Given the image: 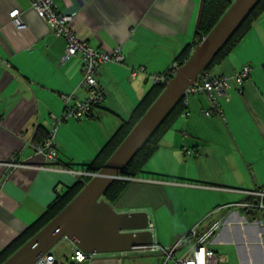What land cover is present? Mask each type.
Here are the masks:
<instances>
[{
    "label": "crops",
    "instance_id": "crops-1",
    "mask_svg": "<svg viewBox=\"0 0 264 264\" xmlns=\"http://www.w3.org/2000/svg\"><path fill=\"white\" fill-rule=\"evenodd\" d=\"M202 1L54 0L56 9L72 14L70 24L79 37L100 50L121 46L124 54L123 61L98 69L106 97L95 113L60 124L54 161L33 144L46 137L52 116L64 110L63 94L85 97L82 59H63L65 38L53 32L30 0H0V253L73 198L87 180L76 170L91 168L110 136L155 101L161 91L156 93L154 74L181 63L178 56L191 54L197 44ZM18 8L24 27L10 17ZM245 63L252 69L243 91L231 78L229 96L220 97L222 113L205 114L211 107L207 94H190L183 110L170 114L157 149L138 175L130 176L109 202L118 211H146L154 241L164 246L194 227L203 234L217 225L220 233L209 241L220 245L207 241L215 251L223 253L220 248L235 243L239 259L242 254L248 264H264V209L234 205L260 201L257 191L264 188V11L207 71L232 76ZM74 246L63 238L51 252L67 259ZM131 250L93 253L71 264L164 262L161 251ZM226 255L221 264L228 263Z\"/></svg>",
    "mask_w": 264,
    "mask_h": 264
},
{
    "label": "water",
    "instance_id": "water-1",
    "mask_svg": "<svg viewBox=\"0 0 264 264\" xmlns=\"http://www.w3.org/2000/svg\"><path fill=\"white\" fill-rule=\"evenodd\" d=\"M258 1L233 0L103 165L51 220L1 264H34L63 238L90 253L125 252L153 244L148 213L118 211L104 194Z\"/></svg>",
    "mask_w": 264,
    "mask_h": 264
},
{
    "label": "built area",
    "instance_id": "built-area-1",
    "mask_svg": "<svg viewBox=\"0 0 264 264\" xmlns=\"http://www.w3.org/2000/svg\"><path fill=\"white\" fill-rule=\"evenodd\" d=\"M30 2L34 11L48 23L53 32L65 38L63 59H67L71 56H79L82 59L81 86L85 89V97L77 98L74 92L63 94L64 110L61 114H54L52 116V125L48 135L42 141L33 144L38 153H42L47 158L56 161L58 155L56 135L60 124L69 118H80L94 113L95 108L101 104L106 97V91L97 77L99 67L103 63L123 61L124 54L121 46H116L111 50H100L93 47L88 40L79 37L70 24L72 14L63 13L56 9L54 0H30ZM10 17L16 26H25L19 8L12 10L10 12ZM205 36L206 35H203L200 41H202ZM180 65L181 63L177 61L173 62L167 72L154 74L155 81L166 83L168 79L176 73ZM142 69L143 67L134 69L131 75H135L137 70ZM251 69V64L245 63L232 76H213L209 74L208 71L203 70L196 82L186 88L183 95L185 103H187V97L190 94L206 93L211 107L204 110L205 114L211 115L213 112L222 113L220 97L229 96L228 89L232 86L231 78L238 84V90L242 92V83L249 77ZM187 114H189V111L184 110V115ZM13 163L15 164V162ZM76 172L80 176L88 177L93 176L95 173V171L88 169L76 170ZM257 194L261 196L260 201L238 202L234 203V205L240 204L246 207L258 205L264 209V188L258 190ZM149 227L152 228V223H150ZM216 229L217 225H212L205 233L199 234L194 227L174 244L164 246L154 241L149 249L161 251L164 254L163 264H168V262L171 264H221L228 259V256L223 253H218L207 243L216 232ZM190 238H194V240L188 241ZM186 242L188 247L182 252L179 251L177 254L178 250L181 249ZM92 254L93 253L86 252L75 245L70 258L59 260L53 252H48L39 257L34 264H71L72 261H84Z\"/></svg>",
    "mask_w": 264,
    "mask_h": 264
},
{
    "label": "trees",
    "instance_id": "trees-1",
    "mask_svg": "<svg viewBox=\"0 0 264 264\" xmlns=\"http://www.w3.org/2000/svg\"><path fill=\"white\" fill-rule=\"evenodd\" d=\"M233 0H203L198 23H197V31H196V42L198 43L201 40L203 35H207L211 29L215 26V24L219 21L222 15L229 8ZM264 11V0H259L255 7L250 11V13L246 16V18L242 21V23L238 26V28L234 31V33L230 36V38L224 43V45L220 48L217 54L213 57V59L208 63L205 71L219 59L223 58L225 55L230 52V50L236 45V43L243 37L246 31L250 28L252 23L263 13ZM190 54L187 52H182L178 57L181 59V63L185 62ZM166 70L165 72H167ZM165 82H157L156 84V93H160L165 86ZM157 93V94H158ZM183 102L184 96L180 98V100L176 103L173 109L168 113V115L164 118V120L160 123V125L155 129V131L150 135V137L146 140L143 146L139 149L136 155L131 159V161L125 166L122 171V176L115 178L109 188L106 190L104 197L109 200H114L117 198L125 187L128 185L130 181V176L138 175L140 168L146 163L149 157L153 154V152L157 149L159 145V139L161 138L164 131L168 128L169 125V117L172 112L175 110H183ZM100 105V104H99ZM147 108L138 113L135 116V119L132 120V123L128 125L122 126L114 135L110 136L107 140L106 144L96 155L94 162L91 164V168L88 170H97L100 168L103 163L108 159V157L112 154V152L116 149V147L121 143L124 137L128 134L134 124L140 119V117L145 113ZM96 111V110H95ZM94 111V113H95ZM93 114V113H92ZM91 115V114H90ZM49 131L47 132L48 135ZM46 135V136H47ZM87 180L90 177L85 176ZM82 181V180H81ZM83 182V181H82ZM84 183V182H83ZM80 190V189H79ZM72 196L65 202H62L60 205V209L56 211L57 213L71 200ZM50 215L49 217H45L44 219H40V221L31 225L25 233H23L18 239H16L13 244L7 248L4 253H0V264L8 258L17 248H19L23 243H25L31 236H33L40 228H42L49 220H51L57 213Z\"/></svg>",
    "mask_w": 264,
    "mask_h": 264
},
{
    "label": "rangeland",
    "instance_id": "rangeland-1",
    "mask_svg": "<svg viewBox=\"0 0 264 264\" xmlns=\"http://www.w3.org/2000/svg\"><path fill=\"white\" fill-rule=\"evenodd\" d=\"M228 219H230V218H228ZM247 219H248V221H250L249 220V216H248ZM259 226H261V225H259ZM219 233H220L219 231L217 233H215L214 234V238L218 237ZM209 242H210V244H216V245L218 244V245H220L218 242H215V243L211 242V240ZM231 245H233L235 247V243H231ZM231 245H227V246H225L223 248H220V251H222L223 254H226L227 253L229 255V257H230L227 264H241L240 259L243 261V264H248V262L246 260V257L247 256L240 254V259H239L238 254L235 252L234 247L231 246ZM187 247L188 246H186L185 248H187ZM53 248H52V250H53ZM183 250H184V247L182 249H180V252H182ZM132 264H134V263H132ZM168 264H171V263L168 262Z\"/></svg>",
    "mask_w": 264,
    "mask_h": 264
},
{
    "label": "snow or ice",
    "instance_id": "snow-or-ice-1",
    "mask_svg": "<svg viewBox=\"0 0 264 264\" xmlns=\"http://www.w3.org/2000/svg\"><path fill=\"white\" fill-rule=\"evenodd\" d=\"M13 14H15V13H13Z\"/></svg>",
    "mask_w": 264,
    "mask_h": 264
}]
</instances>
